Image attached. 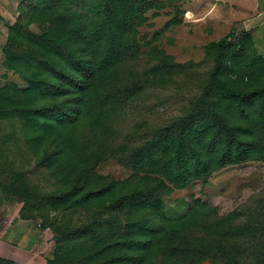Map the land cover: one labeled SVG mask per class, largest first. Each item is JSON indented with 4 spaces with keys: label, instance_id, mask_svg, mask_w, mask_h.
Segmentation results:
<instances>
[{
    "label": "rangeland",
    "instance_id": "rangeland-1",
    "mask_svg": "<svg viewBox=\"0 0 264 264\" xmlns=\"http://www.w3.org/2000/svg\"><path fill=\"white\" fill-rule=\"evenodd\" d=\"M29 1L0 0V92L7 86L14 92L24 93L18 100L20 105L10 106L16 112L0 117V199L6 202L0 211V241H9L22 250L21 260L13 263L27 264L31 256L39 255L50 264L57 260L60 248L46 224H66L71 217L70 211L42 199L71 187V178L67 177L64 184L62 174L57 173L58 156L64 145L59 140L62 130L57 129L61 124L53 113H36L46 103L42 86L30 85L12 68H7L6 63V38L11 39V27L21 9L26 11ZM152 1L156 2L133 20L135 24L124 27V49L129 59L123 64L122 75L128 87L133 84L132 87L140 91L128 101L126 96L122 97L125 106L123 115L116 121L115 146L117 149L127 147L124 151L127 156L130 149L144 148L157 139L162 141L163 148L170 146V138L181 133L188 138L185 149L195 147L209 165L202 176L209 183L205 193L212 192L231 201L256 200L264 195V97L234 101L219 91L213 75L218 43L232 35V44L218 78L231 90L251 91L264 87V12L245 18L243 14L249 15L252 8L236 6L237 0ZM243 2L247 4L248 0ZM121 17L125 19V15ZM27 35L54 37V30L49 22L38 19L26 29ZM131 48L135 51L133 54ZM69 50L74 53L78 48ZM132 55L134 59L130 61ZM2 103L0 97V105ZM78 105L75 99L73 109H79ZM29 110L33 113H28ZM219 118L235 130L248 149L245 160H236V149L232 151L233 162L225 159L222 132L215 124V119ZM166 131L170 134H165ZM64 135V157H69L72 164V149L82 144L73 141L72 128ZM247 143L250 146H246ZM47 158L49 165L45 162ZM96 174L101 180L93 184L94 187L107 186L106 179L118 184L110 198L144 186V183L131 181L133 171L129 160H106L97 167ZM194 191V187L167 190L165 216L177 217L185 212ZM101 201L96 203L102 206ZM75 253L77 255L61 259L60 263L106 264L108 258L102 256L91 261L84 250ZM121 255L118 252L112 257L117 259ZM129 255L137 256L132 251ZM150 261L148 264H178L158 258ZM112 264L136 263L117 260ZM182 264L225 262L195 260Z\"/></svg>",
    "mask_w": 264,
    "mask_h": 264
},
{
    "label": "trees",
    "instance_id": "trees-1",
    "mask_svg": "<svg viewBox=\"0 0 264 264\" xmlns=\"http://www.w3.org/2000/svg\"><path fill=\"white\" fill-rule=\"evenodd\" d=\"M155 2L31 0L12 25L11 39H6L7 68H12L30 85L39 84L43 88L46 103L36 113H53L58 118L61 127L57 129L62 130L59 140L64 145V134L69 128L73 141L82 144L72 149V164L69 157H64V145L58 156L57 173L62 174L64 184L67 177L71 178L70 189L42 198L71 212L66 224H46L60 248L57 260L50 264L71 259L77 255L76 250H84L91 261L107 256L106 264L117 260L148 264L154 258L178 264L195 260L264 264V195L242 202L205 193L209 183L202 176L209 165L195 147L185 149L188 138L181 133L170 138V146L163 148L162 141L157 139L144 148L130 149L127 156L124 152L127 147L117 149L114 144L116 121L124 113L122 97L126 96L128 101L140 91L133 84L128 87L124 83L123 64L129 59L124 49V27L135 24L133 20ZM38 19L50 23L54 37L26 36V29ZM231 39L232 35H228L218 43L214 84L237 102L263 98L264 87L231 90L218 78ZM70 47L78 51L70 52ZM133 59L132 55L130 61ZM23 96L24 93L5 86L0 92L3 102L0 117L16 112L10 106L20 105L18 100ZM75 99L79 103L76 110L72 107ZM215 122L222 132L225 159L233 162L232 151L236 149V160H245L249 151L235 130L221 118ZM109 159L129 160L131 181L144 186L115 198L109 197L118 185L114 181L106 179L107 186L94 187L101 180L96 174L97 167ZM45 162L49 165L48 158ZM190 187L195 191L185 212L177 217L165 216L167 190ZM100 201L102 206L96 203ZM5 203L0 199V211ZM131 251L137 254L135 258L130 257ZM118 252L122 253L120 257H112ZM0 264L16 263L0 259Z\"/></svg>",
    "mask_w": 264,
    "mask_h": 264
},
{
    "label": "crops",
    "instance_id": "crops-1",
    "mask_svg": "<svg viewBox=\"0 0 264 264\" xmlns=\"http://www.w3.org/2000/svg\"><path fill=\"white\" fill-rule=\"evenodd\" d=\"M246 2V1H245ZM243 0H237L236 6L239 7H250L252 8L249 12V15L243 14L245 18H251L253 15H257L264 12V0H248L246 4ZM247 15V16H246ZM253 20V19H252ZM7 39V38H6ZM21 251L19 247L13 246L9 243V241H0V259L10 261V262H18V259L21 260ZM27 264H46V259L40 257L39 255L31 256V258L26 262Z\"/></svg>",
    "mask_w": 264,
    "mask_h": 264
}]
</instances>
